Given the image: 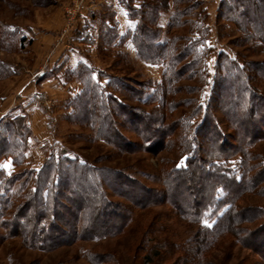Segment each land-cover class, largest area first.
I'll list each match as a JSON object with an SVG mask.
<instances>
[{"label":"trees","instance_id":"1","mask_svg":"<svg viewBox=\"0 0 264 264\" xmlns=\"http://www.w3.org/2000/svg\"><path fill=\"white\" fill-rule=\"evenodd\" d=\"M118 2L133 23L126 38L137 59L163 66L161 79L134 82L131 104L123 107L112 94L125 90L119 78L108 75L102 87L79 66L73 77L81 90L64 103L62 119L86 129L89 139L117 155L156 149L173 154L159 157L160 185H140L120 169L95 165L106 156L88 162L53 150L38 169L24 166L31 135L26 118L2 119L0 162L8 159L18 168L0 169L2 236L45 253L132 231L131 264H213L211 251L228 237L264 264V205L256 201L264 200V61H249L246 55L254 52L252 42L260 43L264 54V0L221 1L219 16L235 26L240 34L235 42L245 46L246 54L217 53L212 73L208 13L201 0ZM164 14L169 17L160 40ZM106 26L103 47L119 38L114 27ZM2 35L9 39L1 40L4 45L11 43L3 48L12 49L15 34L3 28ZM6 72L0 62V75ZM204 88L208 93L200 101L197 94ZM125 130L137 141L124 136ZM236 158L238 170L230 165ZM157 205L195 226V234L183 243L164 238L150 244L147 235L156 231V218L141 231L135 213ZM80 257L88 264H120L113 254L90 249Z\"/></svg>","mask_w":264,"mask_h":264},{"label":"rangeland","instance_id":"2","mask_svg":"<svg viewBox=\"0 0 264 264\" xmlns=\"http://www.w3.org/2000/svg\"><path fill=\"white\" fill-rule=\"evenodd\" d=\"M221 1L201 0L208 13V45L212 49L208 64L211 73L217 53L223 52L231 58L236 52L246 54L242 53L245 46L235 42V37L240 35L235 26L219 16ZM168 17L164 14L159 20L160 40L165 38ZM106 25L114 27L119 38L114 44L103 47L100 39ZM132 26L118 0H0V62L5 64L7 71L0 75V121L9 117L26 118L31 135L24 166L38 169L53 150L88 162H93L95 157L106 156L95 165L120 169L140 185L159 187V157L166 155L172 158L173 154L156 149L151 153L140 151L117 155L115 149L89 139L90 132L86 129L62 119L64 103L81 90L73 77L79 66L90 70L93 79L102 87L106 86L108 75L119 78L125 90L112 94L123 107L131 104L128 94L134 82L139 83L142 79L157 82L161 79L163 66L146 65L137 59L134 47L126 38ZM3 28L15 34L16 45L14 43L12 49L3 48L1 40H9L2 37ZM5 45L10 46L11 43L6 41ZM248 45L254 52L246 54L247 59L264 61L263 46L256 42ZM207 93L204 88L197 94L198 99L203 101ZM131 123L134 122L131 120ZM123 135L132 142L137 141L127 130ZM261 146L264 147L263 144ZM230 165L238 170V159L232 160ZM0 169L6 173L18 170L8 159L0 162ZM256 201L264 205V200ZM135 218H139L141 231H145L156 218V231L147 235L150 244L164 238L183 243L196 231L195 226L189 227L171 217L165 206L157 205L149 211L136 212ZM135 234L128 231L98 244L83 241L44 253L26 249L18 238H7L0 232V264H88L80 257L84 249L104 255L113 254L120 264H131L136 250L133 245ZM219 241L209 257L213 264H242L243 261V264H259L254 252L241 248L231 238ZM171 262L173 260L163 264Z\"/></svg>","mask_w":264,"mask_h":264},{"label":"snow or ice","instance_id":"3","mask_svg":"<svg viewBox=\"0 0 264 264\" xmlns=\"http://www.w3.org/2000/svg\"><path fill=\"white\" fill-rule=\"evenodd\" d=\"M181 163H183V161H181Z\"/></svg>","mask_w":264,"mask_h":264}]
</instances>
